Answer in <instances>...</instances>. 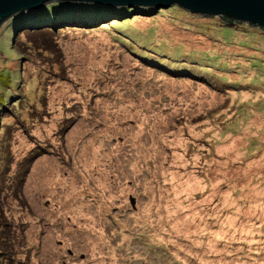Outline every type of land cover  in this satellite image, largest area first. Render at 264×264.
Wrapping results in <instances>:
<instances>
[{"label":"rangeland","instance_id":"1","mask_svg":"<svg viewBox=\"0 0 264 264\" xmlns=\"http://www.w3.org/2000/svg\"><path fill=\"white\" fill-rule=\"evenodd\" d=\"M169 7L0 25V264H264V31Z\"/></svg>","mask_w":264,"mask_h":264},{"label":"trees","instance_id":"2","mask_svg":"<svg viewBox=\"0 0 264 264\" xmlns=\"http://www.w3.org/2000/svg\"><path fill=\"white\" fill-rule=\"evenodd\" d=\"M169 8H178L179 10L184 8L179 7L175 4H170ZM134 9H142L143 11H149V12H160L163 8H154L153 6H148L146 8L141 6H115V5H105L102 3H95V2H61V1H54V2H48L44 4L41 7L38 8H32L31 10L20 12V14H17L15 16H12L9 19L10 24V34L13 33L15 30L14 36L10 38V45L12 44L14 37L16 33L19 32V30H22L26 32L27 35H42V34H48V33H55L57 30H59L58 25L59 24H66V22H84V23H92V22H100V27H115L117 31L121 30L123 32L126 40L128 42L130 40H135L136 38L140 40L141 42H144L147 40L146 37L142 36L141 34L133 35L127 27V20L131 17V12L134 11ZM192 14V13H191ZM136 15V14H135ZM134 16V15H133ZM209 16V15H206ZM213 17H216L217 20H219L220 25H232L236 29L238 27H243L242 25H245L246 22L244 21H238L231 19L224 20L223 18L219 17L218 15H215ZM129 22V21H128ZM84 23H81L83 27ZM50 24V25H48ZM248 26H255L252 24L246 23ZM260 31H264L263 27H258ZM42 28V29H41ZM137 31V28L134 30ZM149 32H153L151 29H148ZM136 33V32H135ZM127 37H126V36ZM170 54L178 56L179 50L178 49H172L169 51ZM182 57V55H181ZM204 55H198L195 59L199 60L200 62L204 59ZM201 64V63H200ZM203 65V64H201ZM200 66V65H199ZM202 68V66H201ZM184 71V68L182 72ZM188 73L192 76H195L196 73L192 71H188ZM6 75L10 78H4L0 77V95L2 96V91L5 92V94H8L9 97L7 100H4L2 102V106L5 104V102H9L12 100L13 97H15L13 88L11 87L13 84L11 83V77L9 72L6 73ZM13 101V100H12ZM15 102V101H13ZM12 102V104H13Z\"/></svg>","mask_w":264,"mask_h":264},{"label":"water","instance_id":"3","mask_svg":"<svg viewBox=\"0 0 264 264\" xmlns=\"http://www.w3.org/2000/svg\"><path fill=\"white\" fill-rule=\"evenodd\" d=\"M95 2L105 5L134 6L150 5L154 8L175 4L200 15H209L224 20L244 21L264 28V0H0V25L12 15L32 8L41 7L48 2Z\"/></svg>","mask_w":264,"mask_h":264}]
</instances>
